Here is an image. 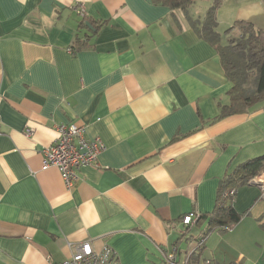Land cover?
<instances>
[{"label": "crops", "instance_id": "obj_1", "mask_svg": "<svg viewBox=\"0 0 264 264\" xmlns=\"http://www.w3.org/2000/svg\"><path fill=\"white\" fill-rule=\"evenodd\" d=\"M213 2L193 0L192 18ZM215 16L221 44L237 22L264 32V0ZM230 88L215 47L153 0H0V264H61L83 243L119 264L172 248L179 263L264 264V170L223 198L239 220L208 231L221 183L264 154V99L223 116ZM70 122L105 149L68 188L41 150Z\"/></svg>", "mask_w": 264, "mask_h": 264}, {"label": "trees", "instance_id": "obj_2", "mask_svg": "<svg viewBox=\"0 0 264 264\" xmlns=\"http://www.w3.org/2000/svg\"><path fill=\"white\" fill-rule=\"evenodd\" d=\"M172 11H180L197 33L217 50L221 64L231 82L230 103L222 107V115L245 112L255 99H264V32L251 24L237 22L238 32L232 35L226 44L220 43L217 32L215 11L221 0H214L202 21L193 19L190 8L193 0H153ZM92 22V21H91ZM85 23V21H84ZM95 28L101 23L92 22ZM83 24V23H82ZM86 25V23H85ZM92 25V24H91ZM88 43L86 34L76 38L72 50H79ZM264 170V154L251 158L237 166L221 183L218 202L211 213L210 228L224 231L240 218L230 204H224L223 198L231 199L230 192L236 187L247 184Z\"/></svg>", "mask_w": 264, "mask_h": 264}, {"label": "built area", "instance_id": "obj_3", "mask_svg": "<svg viewBox=\"0 0 264 264\" xmlns=\"http://www.w3.org/2000/svg\"><path fill=\"white\" fill-rule=\"evenodd\" d=\"M55 137L52 143L43 147V166H57L62 174L65 185L70 188L75 178V171L82 167L97 166L98 155L105 149L104 142L99 137L87 138L85 126L77 123H58L54 126ZM25 132L30 134L31 130ZM260 196L264 199V174L257 178ZM232 192H230L231 194ZM193 213L183 217L184 224L195 222ZM161 264H189L178 262L177 249L172 248L163 253ZM206 264H211L209 260ZM61 264H119L111 248L104 247L95 251L89 243L76 247L71 257Z\"/></svg>", "mask_w": 264, "mask_h": 264}]
</instances>
